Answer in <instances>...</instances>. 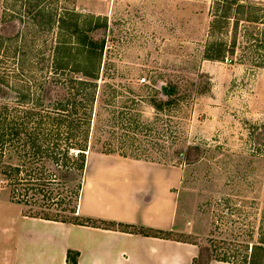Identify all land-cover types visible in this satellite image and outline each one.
<instances>
[{
  "label": "rangeland",
  "instance_id": "obj_1",
  "mask_svg": "<svg viewBox=\"0 0 264 264\" xmlns=\"http://www.w3.org/2000/svg\"><path fill=\"white\" fill-rule=\"evenodd\" d=\"M46 1L44 17L51 12L49 21H58L50 28L42 22L44 31H38L37 26L31 29V37L39 42L35 49L48 51L54 45L53 66L60 58H66L71 66L84 65L90 55L86 38L101 41L105 37L101 57H94L98 66L101 60L97 90L105 92L109 114H122L126 119L136 116L125 120L123 126L107 127L113 141L104 134L93 138L100 148L109 144L116 151L87 154L83 187L87 179L99 174V164L105 166L106 160H137L176 168L174 233L193 242L190 245L197 250L193 264L196 257V264L209 259L210 264L250 262L254 247H264V0H236L235 5V0ZM3 4L0 0V34L5 31ZM240 4L245 7L238 8ZM60 18L68 20L66 29H60ZM104 24L106 28L96 29ZM12 62L2 50L0 89L6 93L0 95V136L8 142L0 148L10 155L20 147L15 140L17 131L27 127L16 123L11 128V120L23 122V113L33 111L28 128H35L39 114H60V70L49 74L57 76L52 98L37 103L34 91L23 82L16 80L9 86L2 82L7 74L19 71V64ZM169 81H182L184 88L170 111L157 112L147 101L154 90L164 96L162 87ZM2 105L10 111L6 113ZM106 116L101 113V118ZM40 128L45 146L60 149V126L50 119ZM133 131L142 133V139L140 134L134 142L137 150L129 146L133 141L119 137ZM56 153L60 159V150ZM39 163L45 168L44 158ZM104 166L102 169L108 168ZM5 184L0 182V264L11 262L21 230L14 219L29 207L12 202V191ZM17 188L20 197L24 190ZM56 197L44 206L60 210L62 198ZM123 198L127 203L130 197ZM260 257L259 264H264V253Z\"/></svg>",
  "mask_w": 264,
  "mask_h": 264
},
{
  "label": "trees",
  "instance_id": "obj_2",
  "mask_svg": "<svg viewBox=\"0 0 264 264\" xmlns=\"http://www.w3.org/2000/svg\"><path fill=\"white\" fill-rule=\"evenodd\" d=\"M46 3V0H4L2 8L1 24L3 31H5L0 34V53L3 50L4 55L13 59L14 62L10 63L11 65L19 64L18 74L15 71L12 74H7L5 78L1 79L2 82L6 86L13 84L16 80L23 82L29 91H34L35 100L39 103L52 98V93L57 83V76L55 75L54 78V76H49V74L51 71L55 73L60 70V114L51 117L49 112L46 114L41 112L42 114H39L40 120L35 128H28L29 122L33 119V111L23 113V122L10 121L11 128L16 123L21 126L27 125L25 128L24 126L20 127L16 133L15 140H18V145H20L16 154L10 155L4 147L0 148V182L6 183V187H9L12 191L11 201L16 200L23 203L24 206H29L23 211L25 216L119 230L193 244V242L175 237L176 235L172 231L86 217L77 213L82 194L83 179L86 174L87 154L90 152L111 154L116 151L109 144H105L100 148L97 145L98 140L93 138H97V134L100 136L104 134L113 141V133L108 129L112 125L121 124L123 126L125 120L129 121V119H134L136 116L130 115L126 119V116L122 114H119V116L109 114L105 106V92L101 93L97 90V88L99 89L101 60L99 66L96 60L102 55L105 37L101 41H97L93 37L86 38L85 43L90 55L87 54L89 60L84 65L79 62L71 66V62L64 60L66 58H60V63L55 62L53 66L51 60L54 45L52 46L51 44V48L48 51L35 49V45L39 42H36V38L31 37V29H36L37 26L38 31H44L45 27L42 22H46L47 27L50 28L58 21H49L53 19L51 12L44 17L43 13L46 10ZM235 3L236 0L232 4L235 5ZM244 7L242 4L238 5L240 9ZM34 14L36 16H33ZM32 18H34L35 22L32 21ZM67 25L68 20L60 18V29H66ZM73 26L74 29H78L76 24ZM104 27L106 28V24L103 27H96V29ZM6 28H11V31L6 32ZM95 56L97 57L96 59L94 58ZM210 59L212 58L210 57ZM166 87L167 92L164 96L161 95V92L158 93L157 90H154V95L147 101L157 112H163L165 109L170 111L171 105L178 102L177 96L181 94L184 88L182 81L166 82ZM0 92V95L6 93L3 88L0 89ZM100 100L102 102L99 104ZM130 100L134 103L136 102L133 98H130ZM4 110L6 113L10 111L8 106H5ZM101 113L107 114L106 118H101ZM50 119L57 126H60V149H50L45 146V136L43 137L40 127L45 121ZM26 122L27 124H25ZM140 134L142 139V133L139 132ZM121 135L119 137H123L124 142L133 141L132 145H129L133 146V150L139 149L134 146V142L139 139V135L135 131L132 134ZM5 141L8 142L4 136H0V145ZM58 150H60V159L56 153ZM15 157L19 159L18 163H14L13 159ZM43 158L46 163L45 168L44 164L39 163ZM24 173L26 176H22ZM42 173L45 174L43 177L40 176ZM19 186L23 187L24 193L19 194L21 196L17 197L16 191H18L17 187ZM56 195L60 196V199L62 198L60 210H50L49 207H45L44 202L51 201L54 197L57 198ZM261 253H264V247H254L253 257L251 256L252 259L247 264H259ZM78 257V252L69 250L68 264H77ZM196 259L197 257L194 259V264L197 262ZM210 262L211 260L209 259L203 264H210Z\"/></svg>",
  "mask_w": 264,
  "mask_h": 264
},
{
  "label": "crops",
  "instance_id": "obj_3",
  "mask_svg": "<svg viewBox=\"0 0 264 264\" xmlns=\"http://www.w3.org/2000/svg\"><path fill=\"white\" fill-rule=\"evenodd\" d=\"M103 166L99 164V174L84 184L78 214L176 232V168L126 159L106 160L108 168ZM125 195L130 197L127 203L122 202ZM14 220L21 230L12 260L6 264H68L69 250L79 253L77 264H193L197 253L190 243L45 220L23 212Z\"/></svg>",
  "mask_w": 264,
  "mask_h": 264
},
{
  "label": "water",
  "instance_id": "obj_4",
  "mask_svg": "<svg viewBox=\"0 0 264 264\" xmlns=\"http://www.w3.org/2000/svg\"><path fill=\"white\" fill-rule=\"evenodd\" d=\"M162 92H163L164 95L166 94V92H167V87L166 86L162 87Z\"/></svg>",
  "mask_w": 264,
  "mask_h": 264
}]
</instances>
